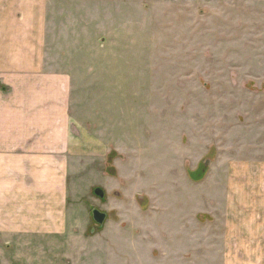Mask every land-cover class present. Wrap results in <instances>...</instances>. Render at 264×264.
<instances>
[{
  "label": "rangeland",
  "instance_id": "374dc122",
  "mask_svg": "<svg viewBox=\"0 0 264 264\" xmlns=\"http://www.w3.org/2000/svg\"><path fill=\"white\" fill-rule=\"evenodd\" d=\"M57 1L81 152L66 231L29 238L50 242L45 264L189 257L175 238L188 220L196 240L234 226L228 254L264 264V0ZM23 240L13 264H28ZM43 255L35 248L31 261Z\"/></svg>",
  "mask_w": 264,
  "mask_h": 264
},
{
  "label": "crops",
  "instance_id": "0c3cea01",
  "mask_svg": "<svg viewBox=\"0 0 264 264\" xmlns=\"http://www.w3.org/2000/svg\"><path fill=\"white\" fill-rule=\"evenodd\" d=\"M50 1L0 0V238L4 239V245L0 240V264H10L7 259L13 264L11 249L22 237L32 246H24L28 264H37V260L31 261L35 248L44 253L45 264L50 242L43 240L35 244L42 246L36 247L29 242L30 236L47 237L67 229L63 207L71 168L81 151L75 133L71 73L62 54L69 41L60 39V21H53V16L60 20L63 6L60 1ZM79 144L82 146V140ZM240 169L241 165L235 167L231 183L232 178L238 180ZM240 190L232 194V199L240 198ZM238 199L236 206L240 207ZM192 217L194 220L195 215ZM189 222L182 231L177 226L175 238L191 246L193 255L172 258L168 263L160 257L155 264H245L244 258L227 252V248L233 249L228 246L234 243L229 234L235 231L234 226L228 225L233 229L229 231L227 226L209 230L208 236L203 234V239L196 240L200 230L193 225L191 228ZM257 229L263 227L258 225ZM212 232L228 235L224 239L212 237ZM202 251L204 256L196 255ZM92 258L90 264L121 263L119 258L109 256Z\"/></svg>",
  "mask_w": 264,
  "mask_h": 264
},
{
  "label": "water",
  "instance_id": "95a60500",
  "mask_svg": "<svg viewBox=\"0 0 264 264\" xmlns=\"http://www.w3.org/2000/svg\"><path fill=\"white\" fill-rule=\"evenodd\" d=\"M94 194L98 197H102L103 193L100 189H96L94 191ZM92 219L96 224L102 225L104 220H105V214L99 212L98 210H93L92 211Z\"/></svg>",
  "mask_w": 264,
  "mask_h": 264
}]
</instances>
